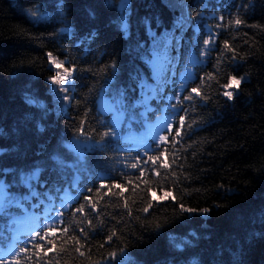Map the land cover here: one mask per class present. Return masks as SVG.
<instances>
[{
  "label": "trees",
  "instance_id": "obj_1",
  "mask_svg": "<svg viewBox=\"0 0 264 264\" xmlns=\"http://www.w3.org/2000/svg\"><path fill=\"white\" fill-rule=\"evenodd\" d=\"M130 1L126 21L129 36L125 38L120 29L118 0L116 7H106L105 0H63V9L49 6L56 0H0V168L9 170L0 175L13 179L20 176L18 170L41 164L42 181L49 183L53 177L58 178L52 171V158L72 157L64 140L77 134L81 119L86 120L85 132L92 129L93 137L99 139L102 129L93 110L94 96L103 84L127 86L132 84L129 77L137 69L147 71L144 61L137 59L136 50L137 41L144 45L145 52L151 46L145 17L158 40L175 37L170 46L168 74L175 71L181 42L190 36V23L198 16L197 1L168 0L172 7H166L164 0ZM39 3L46 5L40 11L46 12L49 19L34 24L26 9L35 10ZM90 11L95 15L90 16ZM236 18L244 23H228ZM178 19L184 22L182 30L175 27ZM225 23L209 62L192 86H200L210 99L194 101L196 110L187 117L184 136L175 144L176 163L169 143L168 163L172 168H160V176L150 172L143 177L137 174L106 181L108 186L113 180L123 184L127 188L123 196L116 195L120 190L114 186L109 194L107 188L97 193L99 185L93 186L88 195L93 196L98 211L93 212L82 196L77 206L84 205L88 217L83 212L71 213L66 221L68 233L56 238L57 248L64 247L65 251L49 253L54 264H104L107 254L117 251L124 239L128 254L139 264H264V238L246 242L249 233H264V0H236ZM63 28L71 34L59 32ZM89 31L98 35L84 51L80 41ZM50 33L59 34L53 37ZM225 40L235 48L236 62H232L233 53L224 45ZM66 50L76 64L69 93L80 101L79 105L57 101L50 91L48 77L55 70H49L47 53L65 61ZM113 61L118 65L115 70L111 68ZM65 65L71 66L67 62ZM232 75L244 79L240 89L232 88L235 95L229 100L222 92L227 90L223 85ZM202 78H207L206 82ZM26 92L44 103L47 115L25 103ZM192 119L198 123L188 130L187 123ZM34 124L42 125L43 130H37ZM92 154L94 163L106 165L104 152L95 149ZM172 171H176V177ZM185 174L190 178L186 179ZM162 189L172 191L178 202L188 207L209 208L210 212L206 216L181 215L173 211L169 199L154 204L148 214L143 213L141 209L151 195L162 196ZM125 201L128 208L124 207ZM153 220L168 223L159 230L145 231ZM113 230L122 239L107 241ZM70 237H79V241L74 243ZM170 237L191 243L177 249ZM63 240L68 243L63 244Z\"/></svg>",
  "mask_w": 264,
  "mask_h": 264
},
{
  "label": "snow or ice",
  "instance_id": "obj_2",
  "mask_svg": "<svg viewBox=\"0 0 264 264\" xmlns=\"http://www.w3.org/2000/svg\"><path fill=\"white\" fill-rule=\"evenodd\" d=\"M164 4L166 7H172L173 5L168 2V0H164ZM46 5L44 3H39L36 5L35 10H32L31 8L26 9L27 15L30 18V21L34 24H40L44 21H47L49 19V16L46 12H41L40 8L45 7ZM54 6L58 9H63L65 7L63 0H56ZM105 6L106 7H116L117 6V0H105ZM118 7H119V22H120V29L122 31L123 37H128V24H127V18L129 15V12L131 10L130 0H118ZM61 16H63V12L61 11L59 13ZM90 16H94V11H90ZM220 19H223V17H220ZM144 26L146 30L151 31V24L148 17L144 18ZM229 24L234 23L235 25L239 26L242 23H244L243 20L236 18L234 20H230L228 22ZM184 26L183 20L178 19L176 22V29L182 30ZM227 25H224L226 27ZM217 27H221L220 25H217ZM59 32H69V29L63 28L60 29ZM59 33H50L49 36H56ZM97 33L94 31H89V33L85 36L83 40L80 42L82 44L88 43L89 41L95 39L97 37ZM155 39V37H153ZM171 41H175V37H170ZM212 40V37L209 36V40H205L203 43L205 45L209 44V42ZM168 43L169 41L162 42L159 46L153 47L152 53L149 54L145 52L144 45H142L139 41L136 42V50H137V59H140L144 61V63L148 66L153 67L152 75H146L142 69H137L135 71L134 75H131L129 78L132 80V85L130 87H126L125 90H119L118 96L119 99L117 100V115H116V121L122 122V118L125 114H127L129 119L134 118L136 115V109L138 106H143L145 112L151 111L149 101L153 99H165V96L163 94V88L168 85V79H165L162 84L154 85L153 83H150L152 80H156L159 78V73L155 69V66L152 65V60L149 59V55L155 56L160 53V51L167 52L168 49ZM224 45L227 47L229 51L233 53L231 60L232 62H236L237 55L236 50L233 48L227 40L224 41ZM66 50V56L65 61H59L58 58L54 57L52 52L47 53V59L49 62V70L53 71L55 70V74L48 77V81H50V84L52 87H50V91H52L56 95L57 101H69L74 102L77 105H79L80 101L74 100V98L69 93V88L71 87V81L74 79L73 73L76 71V64L73 62L72 58L67 55ZM223 51V50H222ZM141 52H145L144 55H140ZM245 57L240 56L239 59H244ZM65 62L69 63L70 67H65ZM118 65L115 61L111 63V68L113 70L117 69ZM205 80L207 78H202ZM244 79V77L237 78L235 75H232L228 78V83L223 85L224 89H240L241 87V81ZM46 81V82H48ZM139 89L140 92V98H136V91ZM61 93H65V95H61ZM222 95L224 97H227L229 100L234 99V92L225 90L222 92ZM196 98H199L201 102H206L210 99V97L207 94L202 93L201 87L196 86L192 87L188 94L182 99L179 100L177 96L173 95L169 99V108L172 110V113L174 116L178 117V127L175 129V135L173 136V139L171 142H169L168 135L159 136L157 135L154 138L155 141H159L160 143L157 144L156 149H152L153 151H158V155L148 156L147 160L152 161L153 165H156V162L160 161V164L158 168H155V175L160 176V168L163 169H171L172 164L168 163V147L167 145L171 143L172 145V156H173V163H176L177 161V154L175 150V144L177 142V138H183L182 136V130L185 129L186 125V118L191 114V112L196 110V104L194 101ZM24 101L27 105H35L37 108L42 110L43 115H47L48 109L44 105V103L37 99L35 94H29L25 93L24 95ZM177 101V102H173ZM183 113V114H181ZM85 116H87V112H85ZM43 118V116H42ZM28 118L25 117V120ZM86 123L85 119L80 120V126L75 129V132L78 134V136H82L85 139V143H80L78 145H73V148L79 153V157L82 160L84 157V154L86 151L90 149H95L96 147H99L105 142V138H116L117 132L115 131V124L113 125H107L105 124L104 127L107 129L106 131H103L99 134L98 140H93V132L94 130L90 129L87 133L85 132L84 125ZM198 122L195 119H192L190 122L187 123V129L191 130L193 125H196ZM34 127L37 128V130L42 131L43 126L40 124H34ZM174 126L170 121H166V126L164 127L163 131L168 132L171 134V129ZM90 141L91 143H86ZM161 145H164L163 149L161 150ZM3 149H0V152H2ZM195 155V153H193ZM140 157H137V160H139ZM53 161V168L52 171L59 176L61 170L63 169H69L71 166L66 164L64 160L60 159L59 156H55L52 158ZM147 161H145L146 163ZM132 168L138 167L137 164H132ZM180 168L183 169V165H180ZM9 170L6 168H0V174H3L5 172H8ZM20 175V183L22 185L27 186V193L30 195H43V193H37L35 192V188L38 187V182L41 177V168L38 165H33L31 167V170L25 172L23 170H18ZM144 175V169L141 168L140 176L143 177ZM171 175L173 177L177 176L176 171H172ZM185 178L189 179L190 177L185 174ZM50 179V177H45V180ZM147 183V181H145ZM112 186H114L116 189L120 190L116 195L123 196L124 192L127 191V188L121 183H118L116 180H113ZM112 186H108L104 183H100L99 187L96 188V192L99 193L101 189L107 188V193H112ZM136 187H139V184L136 185ZM221 187H223L221 185ZM7 188L8 191H11V187L7 184H5L3 181H0V191ZM87 192L91 193L92 189L88 188L86 189ZM162 196H157L155 193L151 195V199L148 201L147 206L143 207L141 211L145 214H148L150 210L153 208V205H159L161 201H166L171 199L173 201V211L178 212L179 214L183 215L184 213L188 214H203L207 215L210 212L209 208H193L188 207L183 202H178V198L173 195L172 191L169 190H163ZM193 191H199V189H193ZM185 193L191 194L187 189L184 190ZM6 196H8L7 193H5ZM84 200L90 205L91 210L93 212L98 211L97 203L93 200V196L86 195L84 196ZM21 202L20 198L16 197L15 195L8 196L6 201H0V220H5L8 216L11 215V209L13 205H19ZM218 206V205H217ZM125 208H128L129 205L127 201H125L124 204ZM51 211V209H50ZM84 211V205H81L80 208L75 209V212H83ZM129 215H131V209H129L128 212ZM50 219H53L56 222V226L48 227V226H42V232L43 235H41V231L35 232V237L39 238V242H36L32 239L31 233H29V237L27 240L24 241L25 246L20 247L18 250H16L15 247L10 248L7 251H3V254H0V264H21V258H23L24 264H54V262L49 259V253H58L65 251L64 247L57 248L56 238L58 237V233H64L67 234L69 231V228L67 226L65 227H59V222L61 221V214L59 212L54 213L53 217H50ZM139 219V217H137ZM89 224L92 223L91 220L88 221ZM168 223L167 220L160 221V220H153L150 221V227L145 228V231L148 230H159L162 227H164V224ZM80 232L84 234L85 237L88 236V233L84 231L83 228L80 229ZM192 235H195L194 233ZM116 237L118 239H122V237L118 234L116 230H113L110 235L107 236V241H112L113 238ZM255 238H264V233H256L252 232L249 233L246 242L250 243ZM73 239V238H69ZM138 239H142V237H138ZM79 241V237H75L73 239L74 243H77ZM170 241L172 245L180 249L184 244H190L191 241H184L180 240L177 242L176 237H170ZM63 244H67L68 240H63ZM242 248V245H241ZM128 249V243L126 239H124V242L118 247L117 251H113L107 254V256L104 259V264H139L137 260H135L132 256H130L127 252ZM77 252L80 251L79 247H76L75 249ZM83 255V253H81ZM11 257V259H9ZM58 264V261L56 262ZM236 264H240L239 261L236 262Z\"/></svg>",
  "mask_w": 264,
  "mask_h": 264
},
{
  "label": "rangeland",
  "instance_id": "obj_3",
  "mask_svg": "<svg viewBox=\"0 0 264 264\" xmlns=\"http://www.w3.org/2000/svg\"><path fill=\"white\" fill-rule=\"evenodd\" d=\"M65 67H67V65H65ZM71 87H73V85H71ZM227 90L233 91V89H227ZM66 106H67V104L65 103L63 105V107H66ZM103 107L106 110L112 111V118H113L114 122H116L118 124L121 123V122L116 121L117 103H115L113 101H108L104 104ZM141 110L145 114V117H144L145 125H143L139 128L134 126L133 119L137 118L136 115L132 119H129L128 117L127 118L123 117L122 120L124 119V123H128L131 125L127 129H125L123 131V133H125L124 136L126 139H129L133 142H136V143L141 142V143H148L149 144L151 142V139L155 138L157 135H159V136L165 135L163 129L166 126V121H169V120H168L167 114L165 112H163V113L158 112L154 116L150 117L148 115V113L144 111V108H142ZM80 143H85V139L82 138L80 140ZM86 143H91V142L88 141ZM0 181H3L6 184V182L3 179H0ZM5 193H7V188L0 191V201H6L7 200Z\"/></svg>",
  "mask_w": 264,
  "mask_h": 264
},
{
  "label": "bare ground",
  "instance_id": "obj_4",
  "mask_svg": "<svg viewBox=\"0 0 264 264\" xmlns=\"http://www.w3.org/2000/svg\"><path fill=\"white\" fill-rule=\"evenodd\" d=\"M109 85V83H107V84H103L102 85V87L101 88H103V87H106V86H108ZM100 88V89H101ZM110 101V100H109ZM67 184V181L66 180H64V179H60V180H57V181H50V185H51V187H53V188H57V187H60V186H63V185H66Z\"/></svg>",
  "mask_w": 264,
  "mask_h": 264
}]
</instances>
